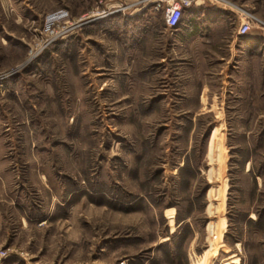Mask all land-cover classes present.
I'll return each instance as SVG.
<instances>
[{"label": "rangeland", "instance_id": "1", "mask_svg": "<svg viewBox=\"0 0 264 264\" xmlns=\"http://www.w3.org/2000/svg\"><path fill=\"white\" fill-rule=\"evenodd\" d=\"M172 1L0 0V264H264V0Z\"/></svg>", "mask_w": 264, "mask_h": 264}, {"label": "crops", "instance_id": "2", "mask_svg": "<svg viewBox=\"0 0 264 264\" xmlns=\"http://www.w3.org/2000/svg\"><path fill=\"white\" fill-rule=\"evenodd\" d=\"M207 8L208 10H211V11L212 9L213 10L219 9L215 6L213 7L207 6ZM226 15H227L226 13L220 14L218 11H217V14H215V10L212 12V14L207 15L208 19H210L209 21L210 24L206 25V27L204 28V33H206L207 35H213L214 39H215V36H217L218 40L228 41L229 46H230L229 51H230V55L232 59L235 58L236 55H237V58L242 59L243 54H247V52H253V51L257 52L263 48L264 32H262V34L260 33L261 35L259 36L257 35V33L254 34L252 30L246 37L240 38L236 34V29L233 28L232 30L231 29L229 30L226 26L222 25V22L223 20H225ZM180 28L176 29L177 32H179L178 30H180ZM189 33H192V32H189ZM189 33L182 32L180 33V35L185 36L184 38H186L187 41L192 43L195 36L190 37L189 35L191 34ZM192 35H194V32L192 33ZM220 35H228V36L222 37ZM175 42L176 44H178L177 39L175 40ZM232 52L233 53L236 52L234 57H232V54H231Z\"/></svg>", "mask_w": 264, "mask_h": 264}, {"label": "built area", "instance_id": "3", "mask_svg": "<svg viewBox=\"0 0 264 264\" xmlns=\"http://www.w3.org/2000/svg\"><path fill=\"white\" fill-rule=\"evenodd\" d=\"M138 2L139 0H135ZM211 5H215V1L217 0H205ZM219 1V0H218ZM197 3V0H173L169 3L168 8L166 10V23L170 28H176L179 26L183 14L191 9L194 4ZM218 4V3H217ZM252 30L251 21L249 19H245L244 21H240L236 26V34L238 37L243 38L246 37Z\"/></svg>", "mask_w": 264, "mask_h": 264}]
</instances>
